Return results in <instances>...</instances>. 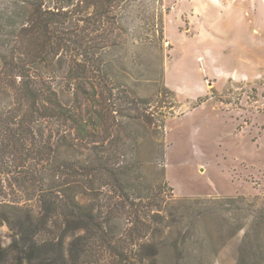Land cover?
Listing matches in <instances>:
<instances>
[{"label": "rangeland", "instance_id": "1", "mask_svg": "<svg viewBox=\"0 0 264 264\" xmlns=\"http://www.w3.org/2000/svg\"><path fill=\"white\" fill-rule=\"evenodd\" d=\"M113 16L105 59L134 101L117 141L150 187L116 233L159 247L153 264H264V0H121ZM153 195L178 221L146 236Z\"/></svg>", "mask_w": 264, "mask_h": 264}, {"label": "trees", "instance_id": "2", "mask_svg": "<svg viewBox=\"0 0 264 264\" xmlns=\"http://www.w3.org/2000/svg\"><path fill=\"white\" fill-rule=\"evenodd\" d=\"M120 2L0 0V230L10 231L7 246L0 234V264H153L158 256L150 241L116 233L119 220L138 216L124 217L126 202L144 201L131 196L150 188L142 160L128 170L117 141L119 114L134 103L105 59ZM148 200L146 236L166 218L178 221L163 201Z\"/></svg>", "mask_w": 264, "mask_h": 264}]
</instances>
